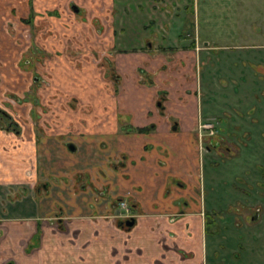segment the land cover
I'll use <instances>...</instances> for the list:
<instances>
[{"label": "rangeland", "instance_id": "1", "mask_svg": "<svg viewBox=\"0 0 264 264\" xmlns=\"http://www.w3.org/2000/svg\"><path fill=\"white\" fill-rule=\"evenodd\" d=\"M129 36L135 42H128ZM193 43L198 49L195 64L192 58L190 63L182 58V65L169 50L171 45L189 49L183 46ZM185 56L190 58V52ZM131 57L141 58L135 59L134 75L147 98L152 97L150 90L174 84L182 75L199 84L197 94L204 110L197 132L199 154L208 176L218 172L200 199L208 207L212 199L222 204L219 213L230 222L224 245L209 235L208 263L264 264V0H0V130L17 139L23 130L28 134L33 129L41 140L52 130L70 138L94 134V125L109 127L111 119L99 110L116 107L124 75L130 72L124 67L125 59ZM158 94L156 102L164 103L165 94ZM210 140L218 141L213 145ZM67 146L70 156L87 164L86 169L75 170L80 162L72 159L75 166L70 162L69 177L54 179L57 191L69 185L63 193L71 199L67 202L59 192V200L48 202L54 223L67 214L65 206H78L82 199L92 204L100 198L101 187L95 185L93 176L103 172V167L95 169L94 156L84 158L75 143ZM18 147L16 141L12 143V149ZM54 158L61 160V153L56 152ZM21 162L23 168L21 172L16 169L17 174L29 177L35 162L28 157ZM43 162L39 153V168ZM11 192V197L17 195ZM83 192L91 194L82 197ZM41 196L35 198L38 206ZM120 201L115 202L119 209ZM21 208L22 214L26 208ZM259 210V221L245 225ZM91 228L85 227V236L82 230L76 231L80 235L68 241L64 227L62 242L72 245L66 251H74L76 245L79 250L80 242L83 249L90 246L91 238L101 232ZM247 232L257 238L243 239ZM41 234L40 228L31 237L26 254L40 245ZM55 241L52 248L58 251L47 254V263L65 264L64 246ZM3 245L0 242L2 257ZM45 260L40 263L46 264Z\"/></svg>", "mask_w": 264, "mask_h": 264}, {"label": "crops", "instance_id": "2", "mask_svg": "<svg viewBox=\"0 0 264 264\" xmlns=\"http://www.w3.org/2000/svg\"><path fill=\"white\" fill-rule=\"evenodd\" d=\"M127 39L132 43L130 36ZM174 46L178 49H173ZM183 48L186 49H179L177 45L169 46V50L172 54H177L174 56L179 58L178 62L182 65V58L189 63L192 58L195 64L198 61L196 44L184 45ZM187 52H190V58L185 56ZM135 59L141 58L125 59L128 63L124 67L132 75H124L123 90L115 103L116 107L99 110V114L111 119L109 127L104 124L94 125V134L70 138L62 135L60 130H52L42 135L41 140L33 129L28 134L25 133L26 129L23 130L17 139L15 135H7L0 130V242L4 243V252L1 253L4 256L0 255V264H7L11 260L15 264H41L43 259L49 264L47 254L58 251V248H52L55 240L64 246L61 248L65 250L62 254V258L66 259L63 260L65 264L207 262L208 237L205 234L204 216L200 214L203 209L198 200L201 190L207 187L210 189L215 183L218 172L214 171L212 177L208 176L199 154L197 132L204 113L197 94L199 84L191 77L182 75L176 77V83L169 82V86H164L161 81L163 86L156 88L157 91L150 90L152 97L147 98L143 92L145 88L143 90L139 86L137 76L134 75L138 64ZM116 62L118 63V59ZM159 92L165 94L162 105L156 102ZM208 100L209 98L207 102ZM207 109L212 110L210 107ZM206 114L211 113L206 110ZM15 141L19 147L12 149ZM70 141L78 146L84 158L90 154L94 156V168L103 167V172L93 176L95 185L108 187L102 198H90H94L92 204L82 199L80 203L76 200L78 206L64 207L67 212L65 232H68V241L80 235L76 232L78 230H82V235L85 236V227L101 231L99 236L91 238L90 246L83 249L85 246L80 242L79 250L76 245L73 246L74 251H66L72 245L62 242L63 231L46 223V218L53 216L51 212L48 213L52 207L48 202L59 200V192L67 202L71 201L63 193L69 185L64 184L57 191L53 188L56 183L54 179L69 177L70 162L75 166L72 159L80 162L73 169H86H83L86 161L81 162L70 156L71 151L67 146ZM56 152L61 153V160L54 158ZM39 153L44 161L41 168L36 163ZM26 157L32 163L35 162L33 173L29 177L16 172V169L21 172V161ZM48 181L51 185H48ZM220 182L221 180L218 185ZM39 184L43 189L37 188ZM12 189L17 195L11 197ZM38 192L42 195L39 206L35 201ZM222 193L223 190L219 195ZM88 194L91 193L83 192L81 195L87 197ZM127 196L132 197L137 222L131 230L120 232L112 221L116 213L115 202L119 197ZM71 198L73 199L72 195ZM28 199L30 201L23 205ZM211 204L217 210L222 207V204L214 203L213 199ZM21 207L26 208L22 214ZM180 213L183 215H179ZM40 228V245L31 251L32 254H26L28 241L36 236ZM106 231H109V235ZM111 232L116 235L112 236ZM52 239L54 240L50 243L49 240Z\"/></svg>", "mask_w": 264, "mask_h": 264}, {"label": "flooded vegetation", "instance_id": "3", "mask_svg": "<svg viewBox=\"0 0 264 264\" xmlns=\"http://www.w3.org/2000/svg\"><path fill=\"white\" fill-rule=\"evenodd\" d=\"M158 104L162 105V101H159ZM213 128H214V126H212V133H214ZM210 141H211V144L214 145L215 144L214 141H218V140H210ZM199 143H200V140H199ZM70 148L72 150H74L73 144L70 145ZM208 148H210V146H208ZM107 191H108V187L106 185L101 186V190H99V192H98L100 195V198H102L106 194ZM203 191L204 190H201V192H203ZM245 193H247V192H245ZM244 195H249V194L247 193ZM200 197H201V194H199V202H200V205L202 206V209H203L202 212H203V216H204L205 234L207 235L208 238H209V235L212 236L214 241L217 242L219 246L220 245L222 246V245H224L223 243L228 241V238L225 235H226V231L230 229V222L227 221V218L225 219L222 215H220L219 212H221L223 210L222 207L220 208V210L214 209L216 207H213L212 204H211V207H208L207 204H204L203 202L201 203L202 199H200ZM131 198H129L128 196L127 197H119V199L121 200L120 201V204H121L120 209L116 206V213L114 214V218L112 219L115 226L117 228L123 229L124 231L131 230L136 225V222H137V219L135 216V210H134V203H133ZM225 203L228 204V199L225 201ZM248 208L250 209L251 206H248ZM119 211H121V212H119ZM179 215H183V213L182 214L180 213ZM250 216L251 217H250L249 221L248 220L244 221L245 225H247L250 222H258L259 221L258 217L260 216V210L255 211L254 214L252 213ZM221 217H223L224 222H222ZM53 218H54L53 216L52 217L50 216V218L48 219L49 224L60 228L59 230H61V231H63V228L65 227V231H67V225H66L67 221L65 219L64 213H62V215L58 216V218H57L58 222H56V223L52 222ZM131 218L135 219V223L133 225L129 226V225H127V221L130 220ZM222 231H225V233L222 234ZM251 233H253V234H251ZM245 234L246 235L243 236V239H246L248 237L249 239L253 238L255 240V238H257V235L254 232H247ZM254 234L256 236H254ZM220 237H222L223 242L220 241L221 240ZM224 240H226V241H224ZM219 241H220V243H219ZM11 261H13V260H11ZM11 261H9V262H11ZM220 263L221 262H219L218 264H220ZM14 264H15V262H14ZM205 264H209L208 260Z\"/></svg>", "mask_w": 264, "mask_h": 264}, {"label": "water", "instance_id": "4", "mask_svg": "<svg viewBox=\"0 0 264 264\" xmlns=\"http://www.w3.org/2000/svg\"><path fill=\"white\" fill-rule=\"evenodd\" d=\"M134 223H135V219L134 218H131L130 220L127 221V225H129V226L133 225Z\"/></svg>", "mask_w": 264, "mask_h": 264}, {"label": "trees", "instance_id": "5", "mask_svg": "<svg viewBox=\"0 0 264 264\" xmlns=\"http://www.w3.org/2000/svg\"><path fill=\"white\" fill-rule=\"evenodd\" d=\"M194 44V43H193ZM140 130H142V129H140ZM7 264H14V262L13 261H11V262H9V263H7Z\"/></svg>", "mask_w": 264, "mask_h": 264}]
</instances>
